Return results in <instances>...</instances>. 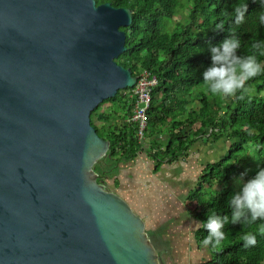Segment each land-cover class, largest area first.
<instances>
[{
  "label": "water",
  "instance_id": "95a60500",
  "mask_svg": "<svg viewBox=\"0 0 264 264\" xmlns=\"http://www.w3.org/2000/svg\"><path fill=\"white\" fill-rule=\"evenodd\" d=\"M133 16L96 0H0V264H163L95 168L111 144L91 115L139 79L116 61Z\"/></svg>",
  "mask_w": 264,
  "mask_h": 264
},
{
  "label": "trees",
  "instance_id": "16d2710c",
  "mask_svg": "<svg viewBox=\"0 0 264 264\" xmlns=\"http://www.w3.org/2000/svg\"><path fill=\"white\" fill-rule=\"evenodd\" d=\"M97 5L111 3L116 8L134 11L133 23L122 28L127 35V51L116 61L140 76L145 70L158 79L146 112L144 137H139L140 124L130 122L136 98L130 99L121 90L113 99L103 102L91 115L92 125L99 135L110 141L106 159L96 165L98 182L112 180L120 186V165L136 160L142 152L153 163L154 173L165 165H172L188 155L198 141L209 138L214 142H230L226 156L205 165L202 176L187 196L188 210L194 220L203 223L209 209L229 215L227 197L237 190L234 179L247 180L264 167V75L250 82L252 92L244 100L211 95L202 84V74L211 65L209 48L227 37V29H234L248 51L253 39L264 40V26L257 14L264 12V0H96ZM238 3L247 5L245 22L235 25L232 13ZM180 11H188L184 22H178L172 31L171 22ZM223 20L225 31L215 27ZM199 102L200 108H191ZM114 106L112 113H99L105 104ZM102 123L99 128L95 121ZM163 135L167 136L163 140ZM254 147L257 158L255 169L246 157L248 145ZM148 147V149L146 148ZM243 174V175H242ZM216 185L222 188L206 200L207 190ZM228 238L224 248L214 253L213 259L202 264H264V235L257 234L254 247L245 248L241 240L244 232L256 231L252 226H226ZM207 231L200 226L195 233L201 244Z\"/></svg>",
  "mask_w": 264,
  "mask_h": 264
},
{
  "label": "rangeland",
  "instance_id": "374dc122",
  "mask_svg": "<svg viewBox=\"0 0 264 264\" xmlns=\"http://www.w3.org/2000/svg\"><path fill=\"white\" fill-rule=\"evenodd\" d=\"M187 15L188 11H180L168 23V30L172 31L178 22H184ZM113 107L112 104H105L99 113H112ZM191 108L199 109V102H195ZM95 124L99 128L103 125L97 120ZM166 139L167 136L163 135V140ZM229 147L227 139L214 142L205 138L189 149L187 157L175 164L165 165L157 174L154 173V165L146 152H142L136 160L120 165L121 172L117 175L120 186L116 187L114 180H109L110 187L122 194L137 213L145 218L148 230L157 228L159 232L154 234L158 238L157 252L166 264H196L193 261L199 260L198 254H192L195 250L194 231L197 226L188 210L187 196L202 176L205 165L223 159ZM146 148L148 149L147 146ZM246 157L251 162L247 168L255 169L257 158L252 144L248 145ZM241 180L234 179L232 187L237 189ZM221 188L216 185L213 190H207L205 199H210ZM225 245L222 244L215 250L206 248L205 261L213 259L214 253L221 251Z\"/></svg>",
  "mask_w": 264,
  "mask_h": 264
},
{
  "label": "clouds",
  "instance_id": "9594fccd",
  "mask_svg": "<svg viewBox=\"0 0 264 264\" xmlns=\"http://www.w3.org/2000/svg\"><path fill=\"white\" fill-rule=\"evenodd\" d=\"M247 5L238 3L233 6L232 13L222 16H234L235 25L245 22ZM257 21L264 26V12L257 14ZM223 20L215 27V31H225ZM244 47L234 29H227V37L216 46L209 48L211 65L202 74V84L213 96L244 100L252 92L250 82L264 75V40L253 39L248 44V51L241 53ZM243 175V174H242ZM229 215L218 214L209 209L207 219L202 226L207 235L201 241L205 248L213 250L221 247L228 238L226 226H252L256 231L244 232L241 240L245 248L254 247L257 234L264 235V167L259 168L247 180H241L237 190L227 197Z\"/></svg>",
  "mask_w": 264,
  "mask_h": 264
},
{
  "label": "built area",
  "instance_id": "2783aa9c",
  "mask_svg": "<svg viewBox=\"0 0 264 264\" xmlns=\"http://www.w3.org/2000/svg\"><path fill=\"white\" fill-rule=\"evenodd\" d=\"M158 85V79L149 71L145 70L139 76L138 82L131 91L125 92L130 99L136 98V106L130 122H138L140 124L139 137L143 139L144 129L146 127V112L150 107L152 92Z\"/></svg>",
  "mask_w": 264,
  "mask_h": 264
},
{
  "label": "flooded vegetation",
  "instance_id": "af4514ba",
  "mask_svg": "<svg viewBox=\"0 0 264 264\" xmlns=\"http://www.w3.org/2000/svg\"><path fill=\"white\" fill-rule=\"evenodd\" d=\"M121 172V170H119V173ZM114 176V175H113ZM113 176H111L110 177V179L109 180H112V177ZM109 180H102V182L104 183V185L108 188V190H110V191H113V192H115L111 187H110V185H109ZM121 185V184H120ZM115 193H117L118 195H120L121 197H123V195L122 194H120V193H118V192H115ZM124 198V197H123ZM125 199V198H124ZM126 201H127V199H125ZM128 202V201H127ZM129 203V202H128ZM130 204V203H129ZM131 205V204H130ZM132 206V205H131ZM133 207V206H132ZM134 209V208H133ZM135 210V209H134ZM135 212L137 213V211L135 210ZM139 214V213H138ZM140 215V214H139ZM140 216H142V215H140ZM143 217V216H142ZM144 220H145V218H144ZM158 233L159 231L157 230V228L155 227V228H153V230H148V233L150 234V237H151V239H152V241H153V243H154V246L156 247V249L158 250V243H157V240L156 239H158V238H156V236L154 235L155 233ZM161 261H162V263L163 264H166V262H165V260L163 259V257L161 258ZM168 262H170L171 260H167Z\"/></svg>",
  "mask_w": 264,
  "mask_h": 264
},
{
  "label": "crops",
  "instance_id": "0c3cea01",
  "mask_svg": "<svg viewBox=\"0 0 264 264\" xmlns=\"http://www.w3.org/2000/svg\"><path fill=\"white\" fill-rule=\"evenodd\" d=\"M188 154H189V151H188ZM180 160H182V158ZM194 221L197 222L196 220H194ZM199 228H200V226H197V228L195 229V231H194V238H195V233H196V231ZM166 236L169 237L168 235H166ZM194 240H195V248H194L195 250H194V252L192 254H194V255L198 254L199 255V260L198 261H193V262H196V264H202V263L205 262V259H206V256H207L206 255L207 249L205 247H204V249H202V245L201 244H198V242L196 241V238ZM169 242H170V240H169Z\"/></svg>",
  "mask_w": 264,
  "mask_h": 264
}]
</instances>
